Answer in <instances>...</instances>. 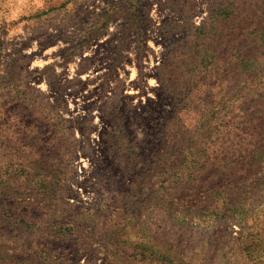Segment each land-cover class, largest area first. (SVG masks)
I'll return each mask as SVG.
<instances>
[{"label": "rangeland", "instance_id": "1", "mask_svg": "<svg viewBox=\"0 0 264 264\" xmlns=\"http://www.w3.org/2000/svg\"><path fill=\"white\" fill-rule=\"evenodd\" d=\"M0 264H264V0H0Z\"/></svg>", "mask_w": 264, "mask_h": 264}, {"label": "trees", "instance_id": "2", "mask_svg": "<svg viewBox=\"0 0 264 264\" xmlns=\"http://www.w3.org/2000/svg\"><path fill=\"white\" fill-rule=\"evenodd\" d=\"M213 59H214V57H213ZM245 124H246V122H245Z\"/></svg>", "mask_w": 264, "mask_h": 264}]
</instances>
